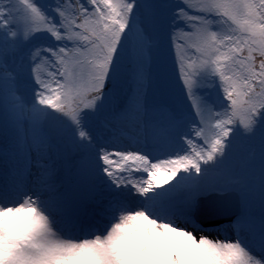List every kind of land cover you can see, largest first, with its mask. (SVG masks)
Returning a JSON list of instances; mask_svg holds the SVG:
<instances>
[{"label": "snow or ice", "instance_id": "snow-or-ice-1", "mask_svg": "<svg viewBox=\"0 0 264 264\" xmlns=\"http://www.w3.org/2000/svg\"><path fill=\"white\" fill-rule=\"evenodd\" d=\"M0 264H264V0H0Z\"/></svg>", "mask_w": 264, "mask_h": 264}]
</instances>
